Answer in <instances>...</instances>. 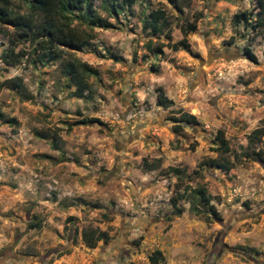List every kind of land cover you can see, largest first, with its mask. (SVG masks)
I'll list each match as a JSON object with an SVG mask.
<instances>
[{"label": "rangeland", "instance_id": "374dc122", "mask_svg": "<svg viewBox=\"0 0 264 264\" xmlns=\"http://www.w3.org/2000/svg\"><path fill=\"white\" fill-rule=\"evenodd\" d=\"M86 1L111 27L73 12L93 36L80 50L40 60L23 42L9 66L0 34V264H150L155 250L157 264H264V0ZM71 61L90 68L81 98ZM157 88L171 105H155ZM179 114L195 125L173 133ZM90 229L106 238L93 249Z\"/></svg>", "mask_w": 264, "mask_h": 264}, {"label": "trees", "instance_id": "16d2710c", "mask_svg": "<svg viewBox=\"0 0 264 264\" xmlns=\"http://www.w3.org/2000/svg\"><path fill=\"white\" fill-rule=\"evenodd\" d=\"M22 3L20 8H15L12 0H0V34L5 36L7 41V48L3 52V57L7 60L9 66L17 65L21 58L27 57L28 50L18 49L15 51L16 46L19 43L28 42L33 45L31 50L32 54H36V57L40 60L42 58H48L53 60L56 57L54 48L57 46L65 47L73 50H80L87 46L93 36L83 30H78L71 26L72 13H76L74 18H80L83 15L90 20V23L97 25L101 28H110L109 22L93 15L91 10V4L86 0H20ZM127 5H130L133 0H126ZM172 2L173 0H169ZM260 2V6H263V2ZM112 9H118V6L113 5ZM43 19H40V18ZM250 17V13L241 12L232 16L233 24H238L247 21ZM148 27L152 33H158L160 26L156 22H164V12L162 10H155L148 14ZM256 23H263L261 19ZM195 29L193 24L187 26V32H193ZM185 32V31H184ZM180 46L186 47L184 40L172 43L169 46L171 51H177ZM159 53L160 50H156ZM244 57L255 63V57L247 47L242 49ZM64 75L68 81L75 87V96L82 97L83 92L87 88L85 76L90 73V68L82 62L71 61L66 62L63 66ZM13 81H18L15 78ZM19 88V83L15 84ZM3 83H0V89ZM157 95L155 99V105L158 107L166 108L172 104V102L166 99L163 94L157 88ZM8 124H13V119L6 120ZM97 122L96 119L86 120L81 118L74 121L72 125L79 123ZM172 126V132L178 133L180 130L179 123H185L187 125H195L194 117L189 114H179L174 120ZM215 139L218 142L216 149H220L221 153L228 151L225 140H223L220 131H216ZM255 157L259 160V156L255 154ZM211 164L217 168L228 171L233 165L231 163H219L211 160ZM247 206V203H243ZM210 216L216 221H220L218 216L211 211ZM81 240L83 245L88 249H93L98 241L105 242L106 238L104 233L98 232L95 229L82 230ZM161 254L155 250L148 257L150 264H157L161 260Z\"/></svg>", "mask_w": 264, "mask_h": 264}, {"label": "flooded vegetation", "instance_id": "af4514ba", "mask_svg": "<svg viewBox=\"0 0 264 264\" xmlns=\"http://www.w3.org/2000/svg\"><path fill=\"white\" fill-rule=\"evenodd\" d=\"M185 124V123H184ZM186 126H188L187 124H185Z\"/></svg>", "mask_w": 264, "mask_h": 264}]
</instances>
